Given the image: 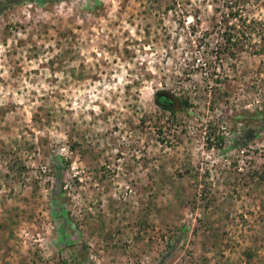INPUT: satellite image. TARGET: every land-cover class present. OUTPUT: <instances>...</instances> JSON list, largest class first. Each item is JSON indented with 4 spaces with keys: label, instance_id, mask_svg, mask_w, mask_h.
I'll return each mask as SVG.
<instances>
[{
    "label": "rangeland",
    "instance_id": "1",
    "mask_svg": "<svg viewBox=\"0 0 264 264\" xmlns=\"http://www.w3.org/2000/svg\"><path fill=\"white\" fill-rule=\"evenodd\" d=\"M238 6L264 34V0L0 13V264H264V127L233 145L264 102V39L219 61L202 36ZM160 87L193 105L163 111Z\"/></svg>",
    "mask_w": 264,
    "mask_h": 264
},
{
    "label": "trees",
    "instance_id": "2",
    "mask_svg": "<svg viewBox=\"0 0 264 264\" xmlns=\"http://www.w3.org/2000/svg\"><path fill=\"white\" fill-rule=\"evenodd\" d=\"M22 1L23 0H0V13ZM40 1L44 2L47 0ZM230 1L234 2L236 0ZM232 17L236 18L238 22H229V19ZM261 30V22L244 15L241 8L238 6L234 9L230 8V10L226 12V15L225 13L220 15L219 20H214L212 23V28H206L203 30L202 36L204 39L207 38L205 40L206 45L210 46V50H214L216 59L221 61L222 57L226 56L236 58L239 53L244 50L245 43H249L251 41L250 38L253 32L257 31L260 37L264 39V34ZM213 34H215V39L211 42L210 39H212L211 36ZM212 77H214L213 79L217 83L219 82L224 85L222 89L223 93L227 94L228 91L234 88V84L231 81L232 79L228 76V74L224 73L220 75L219 73H216V76ZM218 89L219 87L215 86L214 92H220ZM153 99L158 108L163 111H168L172 115H175L178 110H186L193 105V100L189 95L183 92H174L170 88L166 87L156 88L153 92ZM252 120L260 121L262 124H259L257 127H253L251 124ZM243 121V126L233 141L234 146L246 145L248 143L247 141L251 140L257 131L264 127V102L259 108L250 112L248 120L245 118ZM207 138L210 139L209 136H207ZM223 139V134L216 135V140L219 143H221ZM51 161L55 168L56 178L59 180L62 177L63 166L65 163L57 154L51 156ZM59 196L60 190H57L56 193L55 189L52 190V198L59 201ZM62 262L65 263L66 258H64Z\"/></svg>",
    "mask_w": 264,
    "mask_h": 264
}]
</instances>
